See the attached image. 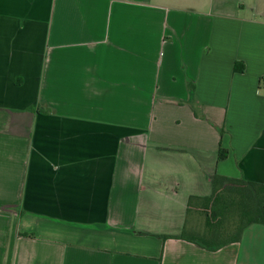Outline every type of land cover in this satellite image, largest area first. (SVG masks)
I'll return each mask as SVG.
<instances>
[{"label":"crops","instance_id":"0c3cea01","mask_svg":"<svg viewBox=\"0 0 264 264\" xmlns=\"http://www.w3.org/2000/svg\"><path fill=\"white\" fill-rule=\"evenodd\" d=\"M215 175L264 185V0H0V264H264L174 238Z\"/></svg>","mask_w":264,"mask_h":264},{"label":"trees","instance_id":"16d2710c","mask_svg":"<svg viewBox=\"0 0 264 264\" xmlns=\"http://www.w3.org/2000/svg\"><path fill=\"white\" fill-rule=\"evenodd\" d=\"M221 133L223 135V131ZM228 154V150L220 145L218 162L225 161ZM212 187L211 196L189 199L190 207L205 214L206 229L201 234L195 229L184 230L174 238L187 240L209 251H217L239 242L248 227L256 224L264 226V185L215 175ZM230 220H236L235 229L231 233L225 226Z\"/></svg>","mask_w":264,"mask_h":264},{"label":"rangeland","instance_id":"374dc122","mask_svg":"<svg viewBox=\"0 0 264 264\" xmlns=\"http://www.w3.org/2000/svg\"><path fill=\"white\" fill-rule=\"evenodd\" d=\"M195 218V223L193 226H195V231L199 234L203 233V231L206 229L205 227V214L204 213H197V214H191L190 215V222H192V219ZM236 220H230L229 222H227L225 224V226L227 227V230L229 231V233H231L232 231H234V225L236 224L235 222ZM231 225V227H230ZM233 227V228H232Z\"/></svg>","mask_w":264,"mask_h":264}]
</instances>
